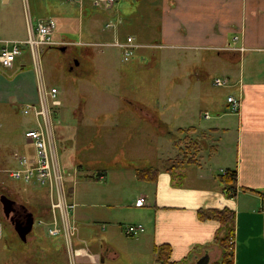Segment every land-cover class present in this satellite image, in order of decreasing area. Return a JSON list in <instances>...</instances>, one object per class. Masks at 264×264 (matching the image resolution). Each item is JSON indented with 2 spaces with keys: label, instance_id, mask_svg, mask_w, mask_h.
Segmentation results:
<instances>
[{
  "label": "rangeland",
  "instance_id": "374dc122",
  "mask_svg": "<svg viewBox=\"0 0 264 264\" xmlns=\"http://www.w3.org/2000/svg\"><path fill=\"white\" fill-rule=\"evenodd\" d=\"M125 2L129 6V1ZM84 10L79 12L74 4L63 0H9L6 4L0 0V39L24 40L27 24L34 26L47 19L55 23L53 39L64 38L57 45L59 49L40 50L35 64L23 48L11 69L0 67V92L4 91L2 83H7L9 88L2 94L10 98L12 91L13 98L8 100L12 104L0 105V195L21 205L33 220L23 243L0 207V264H68L63 259L70 258V249L83 247L92 251L97 243L87 241L84 247L71 238L69 248L61 234L48 236L55 192L50 193L46 186L23 184L8 175L16 168V156L32 154L23 133L36 128L35 120L21 113L25 104L15 101L33 81L36 99L26 104L37 102L39 88L46 93L50 89L57 92L58 105H49L46 129L52 159L62 172L65 203L70 197L68 203L75 205L64 222L75 227L74 217L79 210L101 218L109 212L122 226L127 224L130 211L121 207L128 206L139 194L149 196L142 192L145 186H149L148 191L152 188L136 179L134 169L172 168V173L183 168L186 164L181 163L182 155H193V149L183 148L193 140L199 146L194 160H206L218 136L204 128L217 115L229 113L225 98L233 92L228 87L212 85L214 78H224L229 72L225 60L215 52L169 49L157 45L154 34H130L147 46L131 60L122 62L116 48L97 49L86 44L111 40L100 38V12L88 10L84 14ZM82 14L79 22L78 15ZM21 70L23 77L18 75ZM231 71L235 72L233 68ZM205 112L209 119L203 118ZM187 127H194V131L176 132ZM231 144L227 139L223 149L226 145L231 148ZM223 149H218L221 155L216 156L221 159L211 164L215 172L232 160V150L227 154ZM97 174L102 178L94 180ZM52 183L55 188L56 183ZM106 204L115 208L107 211ZM54 218L57 225L63 224L57 210ZM101 218L90 219L96 221L97 235L101 233L98 226H105L97 222ZM122 226L119 232L127 241L118 236L112 239L120 258L116 264H136L127 259L138 258L137 248L131 244L132 238L123 235Z\"/></svg>",
  "mask_w": 264,
  "mask_h": 264
},
{
  "label": "crops",
  "instance_id": "0c3cea01",
  "mask_svg": "<svg viewBox=\"0 0 264 264\" xmlns=\"http://www.w3.org/2000/svg\"><path fill=\"white\" fill-rule=\"evenodd\" d=\"M128 1L129 6L122 0L114 10H96L100 12L102 20L100 38L110 37L111 40L104 44H111L115 39L121 41L129 36L135 43L147 46L130 34L140 37L154 34L157 45L169 49L215 52L218 58L225 60L229 69L223 77L228 81L226 87L233 93L227 96L238 97L240 105L236 113L217 115L213 123L204 128L218 136L215 138V142L216 139L218 142L206 160L179 167L172 173L157 170L155 181L149 183L151 191H148L149 186L142 190L149 196L139 194L128 206L121 207L130 211L127 224L122 226L109 212H106L105 218H101L79 210L74 217L78 228L73 223L68 225L74 232L68 243L63 240L69 248L72 246L71 238L84 247L87 241L97 240L98 244L95 243L92 251L83 247L70 249V258H64L63 262L116 264L120 258L113 248L112 239L118 236L126 240L119 232L122 226L123 235L132 238L131 244L137 248L135 256L138 258H127L131 263L158 264L153 248L167 245L170 262L195 264L198 258H207L206 264H212L221 255L214 237L221 238L223 231L219 230L214 220L199 221L196 211L226 208L234 215L233 264H264V217L261 213L264 200V0ZM88 10L95 11L87 7L84 14ZM82 16L78 15L79 22ZM115 18L120 19L115 28L104 30L103 25L108 21L113 22ZM106 32L109 36L103 35ZM63 40L61 38L55 42ZM240 48L242 51H239ZM19 66L22 68L24 65ZM231 68L235 72L232 73ZM18 75L23 77L25 73L21 70ZM33 82L26 92L16 97L17 104L35 101L37 94ZM2 88L4 91L0 92V105L12 104L13 101H8L12 98V91L10 98L2 94L9 85L2 83ZM203 114L204 119H209L206 112ZM227 139L232 143L231 148L226 145L223 149ZM218 149H223L227 154L232 150V160H227L224 169H217L219 172L232 170L235 173V191L230 198L222 193L216 180L219 172L213 171L211 166L221 159L216 158L217 153L220 154ZM137 198L144 200L138 208L133 206ZM70 200L68 197L67 202ZM105 208L112 211L115 207L106 204ZM91 218L103 219L97 221L105 224L98 226L100 235L95 232L96 221H90ZM134 224H140L143 232L136 236L126 235L124 227Z\"/></svg>",
  "mask_w": 264,
  "mask_h": 264
},
{
  "label": "built area",
  "instance_id": "2783aa9c",
  "mask_svg": "<svg viewBox=\"0 0 264 264\" xmlns=\"http://www.w3.org/2000/svg\"><path fill=\"white\" fill-rule=\"evenodd\" d=\"M65 3H71L76 6L79 12L85 8L97 11H111L117 7L122 0H63ZM120 19L115 18L113 22L108 21L103 25L104 30L114 29ZM55 29V23L52 19L40 20L31 26L30 23L26 25V38L22 41L17 40H0V67L3 69H10L15 62V59L21 55L23 48H26L28 55L33 61L37 63L39 51L43 48H54L62 42H55L52 38ZM236 37L233 38V41ZM93 47L106 48L113 47L119 51L120 60L122 62L129 61L137 50L146 46L135 43L132 37H125L123 40H114L111 44L92 43ZM239 51H242L241 48ZM228 84L225 78H214L212 85L214 87H226ZM40 86V85H39ZM56 89H50L47 93L45 89H38L37 102L34 104H25L20 110L23 115L30 114L35 120V129L26 130L23 133V138L27 145L32 148L30 156L18 155L16 156V168L8 175L11 179L18 180L26 185L46 186L50 193H54V200L50 201L51 220L49 227H47L48 236L62 235L63 239L68 243L73 228L64 222V217L73 209V205L65 203V195L62 190L61 171L56 165L55 160L52 159L51 150L49 146V138L46 129L45 120L48 107L58 105L56 99ZM225 103L228 107L229 113H236L238 111L240 101L238 97L226 96ZM206 116V115H205ZM204 116V117H205ZM41 119V121H40ZM48 139V141H47ZM221 174L223 172H220ZM101 177L98 176L97 179ZM56 187H53V183ZM54 190V191H53ZM143 198L134 200L133 206L138 208L143 205ZM52 208V209H51ZM54 210H57L63 224L57 225L54 218ZM261 213L264 217V200H262ZM143 232V227L140 224L127 225L124 227V233L128 236H136Z\"/></svg>",
  "mask_w": 264,
  "mask_h": 264
},
{
  "label": "trees",
  "instance_id": "16d2710c",
  "mask_svg": "<svg viewBox=\"0 0 264 264\" xmlns=\"http://www.w3.org/2000/svg\"><path fill=\"white\" fill-rule=\"evenodd\" d=\"M58 48V47H57ZM185 131L193 132V127L187 128H178L176 132L183 133ZM198 143L193 140L189 142L187 146L183 148V150H187L188 148L193 149V155L195 156L198 150ZM191 155L189 158H185L182 155V162L186 165H194L196 161L194 160V156ZM172 168H169L167 171H172ZM102 174H97L100 176ZM134 175L138 181L146 182V183H153L155 181L157 175L156 168H139L134 169ZM97 176L93 179L97 180ZM216 180L218 184L221 186L222 193L227 197L230 198L233 196L235 191V173L232 170H225L222 174L216 175ZM196 217L199 221L205 220H214L219 225V230L223 231V236L221 238L214 237V241L218 244L221 255L220 258L212 264H233V254H232V238H233V219L234 215L233 212L224 208L221 210L210 209L206 211L197 210ZM153 253L155 255V260L158 264H177L178 262H170L169 258V247L167 245H160L153 248Z\"/></svg>",
  "mask_w": 264,
  "mask_h": 264
},
{
  "label": "water",
  "instance_id": "95a60500",
  "mask_svg": "<svg viewBox=\"0 0 264 264\" xmlns=\"http://www.w3.org/2000/svg\"><path fill=\"white\" fill-rule=\"evenodd\" d=\"M4 1L5 0H2V2ZM61 50H63V48H60V51ZM73 64L76 66L77 62L73 61ZM14 204L15 203L12 200L8 199L4 195H0V207L3 217L8 220L9 224L12 226V229L15 232L18 239L24 243L26 241V235L31 231L32 228V224H33L32 216L29 212H26L24 223L21 224L17 222L12 217L14 213V208H13ZM206 262H207V258H198L195 261V264H206Z\"/></svg>",
  "mask_w": 264,
  "mask_h": 264
},
{
  "label": "flooded vegetation",
  "instance_id": "af4514ba",
  "mask_svg": "<svg viewBox=\"0 0 264 264\" xmlns=\"http://www.w3.org/2000/svg\"><path fill=\"white\" fill-rule=\"evenodd\" d=\"M54 48H57V47H54ZM13 208H14V213L12 215L13 219L16 220L17 222L23 224L25 221V213L27 211H25L21 205L14 204Z\"/></svg>",
  "mask_w": 264,
  "mask_h": 264
}]
</instances>
